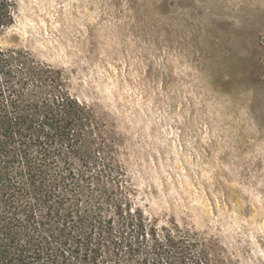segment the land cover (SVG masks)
Masks as SVG:
<instances>
[{"label":"rangeland","instance_id":"obj_1","mask_svg":"<svg viewBox=\"0 0 264 264\" xmlns=\"http://www.w3.org/2000/svg\"><path fill=\"white\" fill-rule=\"evenodd\" d=\"M0 37L63 71L160 226L264 264V0H17Z\"/></svg>","mask_w":264,"mask_h":264},{"label":"trees","instance_id":"obj_2","mask_svg":"<svg viewBox=\"0 0 264 264\" xmlns=\"http://www.w3.org/2000/svg\"><path fill=\"white\" fill-rule=\"evenodd\" d=\"M17 0H0V37ZM63 71L0 46V264H213L197 233L132 200Z\"/></svg>","mask_w":264,"mask_h":264}]
</instances>
